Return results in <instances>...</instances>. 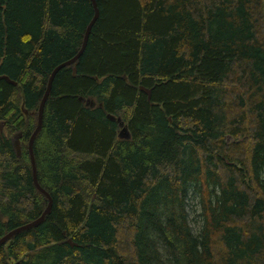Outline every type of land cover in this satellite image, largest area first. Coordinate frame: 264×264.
Instances as JSON below:
<instances>
[{
    "label": "trees",
    "instance_id": "obj_1",
    "mask_svg": "<svg viewBox=\"0 0 264 264\" xmlns=\"http://www.w3.org/2000/svg\"><path fill=\"white\" fill-rule=\"evenodd\" d=\"M95 1L34 141L51 211L0 264H264V0ZM93 15L0 0V239L48 206L28 143Z\"/></svg>",
    "mask_w": 264,
    "mask_h": 264
},
{
    "label": "water",
    "instance_id": "obj_2",
    "mask_svg": "<svg viewBox=\"0 0 264 264\" xmlns=\"http://www.w3.org/2000/svg\"><path fill=\"white\" fill-rule=\"evenodd\" d=\"M91 2H92V5H93V9H94V15H93V18L90 21V23H89V25H88V27L86 29L82 47H81L80 51L78 52V54L74 58H72L71 60L60 64L51 73L49 81H48V85H47V88H46V91H45V94H44V96H43V98L41 100V103H40V106H39V109H38L37 126H36V129L34 130L33 134L31 135V137L29 139V143H28V151H29L30 162H31V167H32V177H33L34 186H35V188L37 189V191L39 193H41L43 196L46 197V199L48 200V206H47L46 210L43 212V214L41 215V217L39 219H37L36 221H34L32 223L26 224V225H24L22 227H19V228L13 230L12 232L8 233L5 237L0 239V247L3 246L4 244H6L8 241H10L13 237L19 235L20 233L28 231L30 229H33V228L39 226L44 221L45 217L51 211L52 199L49 196V194L44 189L41 188V186L39 185V182H38L37 169H36L35 157H34V152H33V146H34V141H35L36 137L38 136V134H39V132L41 131V128H42L44 107H45L46 102H47V100H48V98L50 96L53 80H54L56 74L61 69L65 68V67H68V66H71V65H74L79 60V58L81 57V55L83 54V52H84V50L86 48L87 41H88L89 34H90L91 29H92V26L94 25V23L96 22V20L99 17V10H98L96 1L95 0H91ZM3 79L6 80L7 82H9L10 84H12L13 86L17 85L16 83L10 81L7 77H4ZM140 90L142 92L146 93L148 96L150 95L149 91H147V90H145L143 88H140ZM22 109L24 111V114L27 115L28 113H27V111L24 110L23 106H22ZM108 119H110L112 121L116 120L112 116H108ZM117 122L119 123V126L121 128L120 134H119V138L128 139L130 136H129L128 130L125 127L124 123H122L120 119H117ZM20 138H21V135H17L14 138V143H13L14 151L17 154L18 157L20 156V150H21L20 149ZM67 243L70 246H72V247L75 246L74 244H72V242L70 240H68ZM15 264H21V263L17 262Z\"/></svg>",
    "mask_w": 264,
    "mask_h": 264
},
{
    "label": "rangeland",
    "instance_id": "obj_3",
    "mask_svg": "<svg viewBox=\"0 0 264 264\" xmlns=\"http://www.w3.org/2000/svg\"><path fill=\"white\" fill-rule=\"evenodd\" d=\"M6 130L5 123L0 121V133H4ZM14 139V138H13ZM199 207L197 200L189 202V221L194 231H198L200 228V220L198 216Z\"/></svg>",
    "mask_w": 264,
    "mask_h": 264
}]
</instances>
